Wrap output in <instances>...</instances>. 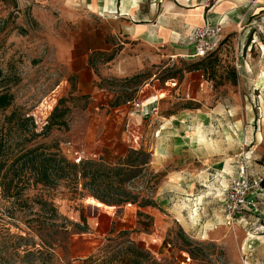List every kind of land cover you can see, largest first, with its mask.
<instances>
[{
  "label": "rangeland",
  "instance_id": "obj_1",
  "mask_svg": "<svg viewBox=\"0 0 264 264\" xmlns=\"http://www.w3.org/2000/svg\"><path fill=\"white\" fill-rule=\"evenodd\" d=\"M258 19L264 25V16ZM118 31L101 14L92 15L86 0H0V94L12 96L11 105L0 110V141L5 147L0 158V264H81L105 244L111 230L113 236L128 231L129 239L159 264H247V221L239 223L238 217L227 226L218 220L226 193L221 201L202 200L198 216L190 214L195 217L193 228L183 230L163 215L171 209L188 211L192 202L182 199L159 208V180L149 166L131 182L137 198L131 207L106 211L85 199L89 195L81 185L80 196L62 184L24 189L18 202L3 196L2 175L11 156L37 145L71 163L79 157L116 163L131 147L127 115L135 111L117 108L126 100L144 101L158 92L166 96L168 86L172 97L158 108L163 115L187 112L189 106L201 108L203 103L209 108L220 99L264 101V71L259 73L264 65V29L258 32L263 40L246 29L221 35L218 62L206 80L210 88L194 98L198 102L187 100L183 87L206 57L165 58L162 51L133 43ZM56 106L66 109L67 126L46 131L44 124ZM238 110L245 115L247 109ZM37 200L47 201L54 210H40ZM143 200L153 201L151 207L161 213L156 222L144 213L146 207H139ZM76 225H85L84 233H78ZM88 241L89 248L82 246ZM185 249L192 251V259Z\"/></svg>",
  "mask_w": 264,
  "mask_h": 264
},
{
  "label": "crops",
  "instance_id": "obj_2",
  "mask_svg": "<svg viewBox=\"0 0 264 264\" xmlns=\"http://www.w3.org/2000/svg\"><path fill=\"white\" fill-rule=\"evenodd\" d=\"M86 1L92 15L101 14L104 21L115 23L127 40L160 50L163 57L170 59L190 57L193 54L190 33L194 27L206 23H221L225 36L246 29L245 33L249 31L262 39L258 32L264 29L258 19L264 16V0ZM262 65L259 73L264 71ZM164 88L170 91L169 95L155 93L141 101L143 113L130 112L127 121L139 136L141 149L150 154L148 166L155 180H159L160 190L155 193L158 207L182 199L192 202L188 211L182 209L177 213L171 209L163 215L188 230L194 226L190 223L198 216L202 200L224 198L240 156L249 157L252 175H258L264 167V101L252 104L249 100L220 99L209 108L203 103L201 108L189 106L184 110L187 112L163 115L158 114L159 105L167 96L172 97V89ZM183 88L187 100L197 101L194 98L206 94L210 87L201 71H193ZM243 107L247 109L245 115L238 110ZM150 109H156L157 113L142 116ZM250 198L255 206L252 210L243 209L238 222L247 221L244 224L250 257L247 264H264V189ZM143 209L155 222L161 216L154 207ZM194 211L192 218L190 214ZM223 213L218 220L225 221L224 208ZM81 244L89 248L92 243ZM185 259L190 262L187 255Z\"/></svg>",
  "mask_w": 264,
  "mask_h": 264
},
{
  "label": "trees",
  "instance_id": "obj_3",
  "mask_svg": "<svg viewBox=\"0 0 264 264\" xmlns=\"http://www.w3.org/2000/svg\"><path fill=\"white\" fill-rule=\"evenodd\" d=\"M218 48L200 63L201 68L193 70L201 71L205 80L209 79V72L215 70L214 67L218 62ZM231 73L232 83H234L236 76L234 69L231 70ZM11 102L12 96L10 94L6 92L0 94V110L7 109ZM51 105L52 102L47 110L51 109ZM117 107L119 106L117 105ZM43 110L47 114V110ZM65 110L56 106L46 119L44 130L66 127ZM4 148V143L0 141V158L4 156ZM11 157L12 160L2 175L1 186L5 198L14 199L18 202L24 189L37 185L53 189L61 184L71 188L74 194L80 196L81 192H78L77 186L81 185L82 189L89 195L85 199L98 207H103L106 211L136 202L137 198L131 190L133 187L131 182L142 176L143 170L150 162V154L145 150H133L131 148L114 164L82 157L71 163L65 156L49 151L41 145L26 149ZM5 164L6 159L2 161L1 168ZM20 183H23L21 187L19 186ZM261 187L264 189V179ZM36 202L40 210H44L46 206H52L47 201L37 200ZM148 206H154L153 201L143 200L139 203V207ZM50 208L51 211L54 210L53 207ZM76 227L81 231L78 233H84L86 230L85 225L81 228L79 225ZM112 234L113 231H109L110 236L106 239L105 244L98 248L95 254L83 259L81 264H147V262H149L148 264H159L150 258L147 250L140 244L129 239L128 231L120 230L116 235L113 236ZM183 240L186 245L190 244L187 238L183 237ZM185 252L191 259L193 258L192 251L185 249Z\"/></svg>",
  "mask_w": 264,
  "mask_h": 264
},
{
  "label": "built area",
  "instance_id": "obj_4",
  "mask_svg": "<svg viewBox=\"0 0 264 264\" xmlns=\"http://www.w3.org/2000/svg\"><path fill=\"white\" fill-rule=\"evenodd\" d=\"M222 30L223 27L221 23L215 25L206 23L202 26L194 27L189 38L191 43L190 46L193 50V54L190 57L194 59H202L215 51L219 46ZM174 84L176 85V83ZM174 84H172V86ZM122 106H129L135 112L143 113L144 111L142 103L139 100L126 101ZM156 113V109H150L147 113L144 112L142 116ZM128 124L126 127L130 136V148L133 150H139L141 149L139 136L134 131L132 125L129 127ZM263 179L264 167L258 175H252L250 173L249 157L246 155L239 157L237 172L235 176L231 178L230 186L228 187L226 196L223 200L225 224L227 226L234 224L235 219L240 216L243 209L252 210L254 208L255 203L250 196L256 195V193H259L263 189L261 187ZM131 206L132 205L127 204L125 207Z\"/></svg>",
  "mask_w": 264,
  "mask_h": 264
},
{
  "label": "bare ground",
  "instance_id": "obj_5",
  "mask_svg": "<svg viewBox=\"0 0 264 264\" xmlns=\"http://www.w3.org/2000/svg\"><path fill=\"white\" fill-rule=\"evenodd\" d=\"M93 9H95V8L93 7ZM144 109H145V107H144ZM193 213L196 214V211H194Z\"/></svg>",
  "mask_w": 264,
  "mask_h": 264
},
{
  "label": "water",
  "instance_id": "obj_6",
  "mask_svg": "<svg viewBox=\"0 0 264 264\" xmlns=\"http://www.w3.org/2000/svg\"><path fill=\"white\" fill-rule=\"evenodd\" d=\"M97 209V208H96ZM94 210H95V208H94Z\"/></svg>",
  "mask_w": 264,
  "mask_h": 264
}]
</instances>
